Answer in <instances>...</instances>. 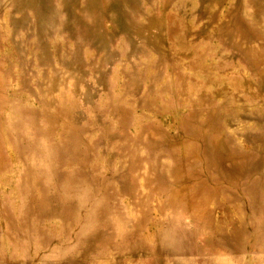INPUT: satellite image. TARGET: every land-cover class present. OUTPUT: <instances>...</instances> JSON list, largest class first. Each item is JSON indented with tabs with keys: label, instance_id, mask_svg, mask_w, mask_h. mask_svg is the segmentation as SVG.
I'll return each mask as SVG.
<instances>
[{
	"label": "rangeland",
	"instance_id": "1",
	"mask_svg": "<svg viewBox=\"0 0 264 264\" xmlns=\"http://www.w3.org/2000/svg\"><path fill=\"white\" fill-rule=\"evenodd\" d=\"M0 264H264V0H0Z\"/></svg>",
	"mask_w": 264,
	"mask_h": 264
}]
</instances>
